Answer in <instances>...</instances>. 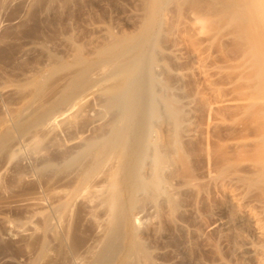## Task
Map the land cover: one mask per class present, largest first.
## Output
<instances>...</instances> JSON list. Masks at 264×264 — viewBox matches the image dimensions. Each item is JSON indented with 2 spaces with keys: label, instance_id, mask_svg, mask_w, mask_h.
Listing matches in <instances>:
<instances>
[{
  "label": "rangeland",
  "instance_id": "obj_1",
  "mask_svg": "<svg viewBox=\"0 0 264 264\" xmlns=\"http://www.w3.org/2000/svg\"><path fill=\"white\" fill-rule=\"evenodd\" d=\"M173 2L159 13L155 89L170 97L180 115L174 120L162 113L155 122L190 132L179 139L186 166L170 165L158 189L139 193L130 206L126 202L138 223L133 221L132 236L112 250L108 264H262L258 252L237 250L245 237L253 243L258 238L245 222L230 219L237 207L226 206L222 182L232 170L252 174L246 163L261 127L256 118L264 107V72L251 74L247 49L229 27L220 26L216 36L199 32ZM151 9V0H0V138L12 134L0 147V264H101L88 252L106 240L105 222L93 207L99 196L68 192L89 160L80 154L94 147L118 110L100 64L140 34ZM80 69H89V84L38 119ZM116 180L126 196L132 180L127 167ZM165 184L178 190L173 205L163 193ZM66 195L67 216L58 219L51 206ZM48 214L54 227L45 229L50 249L42 256L37 230ZM53 229L59 235L69 230L78 248L63 250Z\"/></svg>",
  "mask_w": 264,
  "mask_h": 264
},
{
  "label": "bare ground",
  "instance_id": "obj_2",
  "mask_svg": "<svg viewBox=\"0 0 264 264\" xmlns=\"http://www.w3.org/2000/svg\"><path fill=\"white\" fill-rule=\"evenodd\" d=\"M173 1L189 22L198 25L199 32H207V34L209 31L216 32L213 33L216 36L220 26L229 27L228 30L233 34L231 37L235 38L234 41L247 49L253 67L250 70L251 74L264 72V0H151V13L148 14L150 16L146 18L147 21L140 34L124 41L117 50L109 52L100 64V67L104 66L106 70L104 78L110 81L109 89L113 98L110 103L116 104L118 110L114 121L100 133L94 147L80 154L81 158L88 156L89 160L82 164L80 173L71 185L70 194L68 192L69 196L79 195L83 199H89L92 195L99 196V201L93 207L99 208L105 222L106 240L104 246L89 249L88 252L93 258L98 256L101 264H108L112 250L124 240L126 235L132 236L130 227L133 221L135 220L134 224L138 223V218L133 215L134 218L131 220L127 204L129 203L130 206L137 201L139 193L155 190L161 180V172L170 165L179 163L180 166H186L183 164L186 161L184 162V157L178 150L179 139H183V136L190 137V132L183 133L179 127L180 130L175 126L166 127L155 122L162 113L169 119L180 115V109L169 99L170 97L166 98L167 95L155 89L160 80L155 72L157 59L153 52L160 33L159 13ZM236 71L235 73L238 74L239 70ZM239 73L241 74V70ZM90 80L89 69L74 70L68 78L65 87L67 91L56 103L44 109L38 119L49 112H56L63 104L70 102L89 84ZM167 81L164 83L168 86L170 84ZM31 107L35 105L31 104ZM28 108L30 106L26 110ZM256 119L261 125L260 132L251 140L254 150L249 162L246 163L252 174L242 177L236 170L228 172L224 176L222 190L227 197L226 206L237 207V211L230 219H235L239 223L245 222L258 238L257 243H253L245 237L243 244L237 245V250L248 254L258 252L264 256V107L257 113ZM16 127L22 132L25 129L24 125ZM9 138H12L10 132L0 138L2 140L0 147ZM16 139H12V142H16ZM124 167L128 168L129 177L132 179L127 187L126 196L122 194L116 180ZM169 175L174 174L170 172ZM163 187L166 200L173 205V194L178 190L169 184ZM68 195L64 200L51 206L58 219L67 216L65 207ZM245 212L249 215L247 219L243 216ZM52 219L51 214L46 215L45 225L41 231L37 230V235L42 238L40 246L42 256H46L49 251V242L44 232L45 229L54 227ZM179 226L180 231L185 232L184 226ZM57 231L53 229L52 235L61 242L63 250L69 249L68 247L78 248L80 245L78 239L69 237V230H64L62 235ZM134 257L135 253H133ZM262 261L264 264V259Z\"/></svg>",
  "mask_w": 264,
  "mask_h": 264
}]
</instances>
